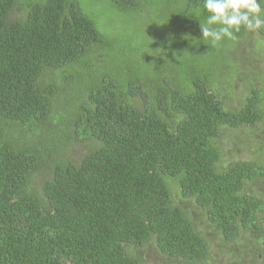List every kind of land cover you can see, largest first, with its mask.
Wrapping results in <instances>:
<instances>
[{"label": "trees", "instance_id": "1", "mask_svg": "<svg viewBox=\"0 0 264 264\" xmlns=\"http://www.w3.org/2000/svg\"><path fill=\"white\" fill-rule=\"evenodd\" d=\"M107 1L126 10L137 0ZM186 3L199 14L185 15L189 53L212 62L192 57L197 69L177 83L168 70L147 81L130 59L113 60L77 0H0V264H141L127 246L148 241L195 264L211 257L203 226L220 234L218 248L240 228L264 236V196L246 188L264 165L221 169L216 141L264 133V31L241 29L212 50L203 0ZM247 35L254 45L234 59ZM105 58L109 76L98 70ZM254 141L261 158L264 139ZM75 145L89 149L76 161ZM188 200L202 212L196 221Z\"/></svg>", "mask_w": 264, "mask_h": 264}, {"label": "rangeland", "instance_id": "2", "mask_svg": "<svg viewBox=\"0 0 264 264\" xmlns=\"http://www.w3.org/2000/svg\"><path fill=\"white\" fill-rule=\"evenodd\" d=\"M77 2L82 12L93 22L97 32L114 47L113 51L108 50L113 60L122 56L130 59L138 77H147V81H152L155 73L164 69L168 70L169 74H178L175 77V82L180 83L183 81L182 75L187 72L188 65L197 69V66L191 62L192 57H195L198 64H203V60H199L201 58L205 62H212L211 57H207L206 51V58L204 53L202 56L194 52L189 53V51H193L190 50L193 41H191L192 34L185 15L189 14L188 19L195 22V16L199 14L197 10H186V0H137L134 7L126 10H116L107 0H77ZM19 17L18 13L11 15V18L14 19ZM250 45H254V42L250 35H247L238 46V50H235L234 59ZM101 48L107 52L106 45ZM216 48L210 47L212 50H216ZM208 53L214 54V52ZM228 63L232 67L234 64L238 65L235 60L231 59L230 61V58H228ZM153 66L158 68L157 72ZM108 67L105 58L104 68L100 65L98 69L101 70L100 75H110L112 72ZM256 69L255 67L254 70ZM236 70L235 66L233 71ZM254 70L252 71L254 72ZM118 73L120 77L124 75L122 68ZM240 84L242 86V82ZM235 86L234 93L238 95L240 92L238 88L241 87L239 84H235ZM260 127L264 129V123ZM258 139H264V133L261 130L251 132L242 129L218 137L216 141L223 150L224 158L220 168L225 169L234 163L253 161L264 165V156L253 158L258 150L255 148L260 146L254 141ZM88 151L87 148L75 145L68 152V158L76 161ZM246 188L248 192L260 194L259 197H262L264 196V179L260 178L249 182L246 184ZM182 206L187 208L193 220L196 221L197 216L198 219L201 217V210L192 200L185 201ZM202 228L205 234H209V243L213 247L210 248V259L195 264H264V241H262L264 236L262 234L260 236L252 235L250 231H241L240 228L235 241L221 243L218 248V244L222 242L220 241L221 237L218 238L220 234L215 229L210 228V230L206 226ZM127 248L128 256L138 260L141 264H190L181 259L161 256L152 241H148L140 247L129 245Z\"/></svg>", "mask_w": 264, "mask_h": 264}, {"label": "clouds", "instance_id": "3", "mask_svg": "<svg viewBox=\"0 0 264 264\" xmlns=\"http://www.w3.org/2000/svg\"><path fill=\"white\" fill-rule=\"evenodd\" d=\"M208 15L200 30L203 40L217 47L225 41H235L237 33L264 31V0H203ZM256 47L264 48V40Z\"/></svg>", "mask_w": 264, "mask_h": 264}]
</instances>
